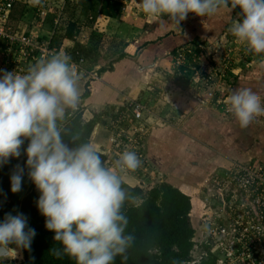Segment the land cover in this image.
Returning a JSON list of instances; mask_svg holds the SVG:
<instances>
[{"label":"clouds","instance_id":"obj_1","mask_svg":"<svg viewBox=\"0 0 264 264\" xmlns=\"http://www.w3.org/2000/svg\"><path fill=\"white\" fill-rule=\"evenodd\" d=\"M139 5L147 16L167 17L176 26L189 14L207 17L221 8H238L232 35L247 52L264 54V0H139ZM69 59L38 60L23 74L0 69V168L26 157L12 168L10 192H21L25 176L34 185L36 208L58 245L50 254L74 264H114L133 240L124 234L126 194L121 176L104 166L94 145L70 147L63 141L57 122L79 99ZM227 104L241 127L264 115V95L250 87L233 90ZM140 163L134 151H125L116 166L135 170ZM35 236L28 218L15 208L0 220V252L12 259L31 251Z\"/></svg>","mask_w":264,"mask_h":264},{"label":"crops","instance_id":"obj_2","mask_svg":"<svg viewBox=\"0 0 264 264\" xmlns=\"http://www.w3.org/2000/svg\"><path fill=\"white\" fill-rule=\"evenodd\" d=\"M113 1L120 5L109 15L100 14L95 28L128 43V55L104 71L100 69L108 67L111 58L96 61L91 69L99 72L98 79H75L84 119L99 118L91 144L105 153L116 149L111 144L113 121L122 118L120 125H129L128 100L142 99L148 107L145 120L149 126L144 152L160 180L166 177L191 195L194 209L195 202L201 204L206 197L211 174L226 171L236 162L264 164V115L241 127L230 111L198 87L191 65L214 73L216 79L236 77L233 85L227 80L218 82L217 96L245 86L264 95V54L243 52V60H234L231 67L226 64L228 46L234 43L230 29L238 19L230 8L207 17L191 15L176 26L167 17L144 14L139 0L131 7L126 6L128 0ZM74 17L85 30L79 39L85 40L89 31L85 14L79 9ZM76 43L64 39L62 49L70 55ZM186 46L195 51L185 74L174 71L171 54ZM86 89L89 96L83 99ZM125 180L131 185L137 182L131 176Z\"/></svg>","mask_w":264,"mask_h":264},{"label":"trees","instance_id":"obj_3","mask_svg":"<svg viewBox=\"0 0 264 264\" xmlns=\"http://www.w3.org/2000/svg\"><path fill=\"white\" fill-rule=\"evenodd\" d=\"M47 1H41V4L46 3L39 6L29 4L26 0H14L6 20V28L15 35L30 37L36 41L33 30L37 25L34 22L39 23L42 25L40 30L44 31L40 34L42 40H46L43 42H48L50 47L56 50L63 48L64 39H74L77 43L71 50V54L68 55V51L66 56L73 62L82 63L85 69H91L101 58H111V61L108 67H102L100 70L104 71L109 67L112 69L114 62L128 55L125 50L128 43L99 32L95 28L98 16L109 15L110 10L116 9L119 3L113 0H65L60 6L55 3L54 7ZM79 9L85 14V27L89 28V31L86 30L85 33V40L79 39L85 30L80 29L78 20L74 17ZM233 11L237 15L239 9H233ZM191 15L194 14H189ZM2 49L3 44H0V53ZM199 53L201 50L198 51ZM33 64L34 62L31 61V65ZM223 78L232 85L236 79L230 76ZM217 93L218 89L212 101H216L220 96H217ZM228 95L229 93L226 96ZM88 96L89 90L86 89L82 98ZM98 120V116L85 120L84 107L78 105L74 109L66 108L63 118L57 123L63 141L70 147H76L82 143L91 144ZM26 145L27 142L24 147ZM98 152L104 166L108 167L106 153L99 150ZM25 159L26 157L22 155L19 161L12 160L7 166L0 168V193L7 195L6 200L3 195H0V220L6 212L15 208L28 218L29 226L36 231L31 251L23 252L24 259L19 264H74V261L67 256L57 258L50 254V249L58 245L53 240L54 233L44 227V217L39 214L35 203L39 193L27 176L22 181L20 193L10 192L9 177L12 168L17 163L23 164ZM128 171L125 175L117 174L122 178L121 186L126 194L121 207V214L128 221L124 234L131 235L133 240L126 251L115 258L114 264H192L198 249L195 242L197 229L191 221L193 211L191 195L172 184L166 177L153 182L149 187L141 186L138 179L150 181V177L144 175L141 166ZM129 176L136 178L137 182L134 185L125 180ZM202 248L208 255L196 259L197 261L193 264H217L218 258L211 252L210 247L205 244ZM0 264L16 263L3 261Z\"/></svg>","mask_w":264,"mask_h":264},{"label":"built area","instance_id":"obj_4","mask_svg":"<svg viewBox=\"0 0 264 264\" xmlns=\"http://www.w3.org/2000/svg\"><path fill=\"white\" fill-rule=\"evenodd\" d=\"M13 1L0 0V44H3L0 69L23 74L31 65V61L36 63L54 55H66L63 49H52L48 42L36 43L34 39L15 35L6 28V20ZM26 1L38 5L36 0ZM61 1L65 2V0ZM244 47L245 45L237 42L235 38L225 54L226 64L230 65L236 59L243 60V52L249 53ZM192 54L194 55L192 46L178 50L174 56V71L184 70L182 72L186 74L189 70V57ZM199 57L197 55V58ZM183 66L188 68L185 70ZM191 66L198 87L206 90L207 98L212 101L216 97L218 82L223 81L224 78L220 76L216 79L214 73H204L201 69ZM69 68L73 77H82L86 72L82 63L71 60H69ZM227 98L226 95H220L216 99V104L223 105V108L229 111ZM128 111L129 125H120L122 118H117L112 123L116 128L111 136V144L116 149L106 151V164L109 168H115L117 173L125 175L129 171L118 168L116 161L121 153L134 151L141 161V169L154 180L156 172L151 169L150 160L142 148L143 139L149 128L145 120L148 107L140 98L130 99L127 105ZM138 183L147 187L146 181L138 179ZM205 193L206 197L202 203L206 210L201 216V224L209 237L213 238L204 242L217 256V264H234L232 259L236 260V264H264V164L236 162L226 171L215 172L208 180ZM214 242L216 245L212 248ZM196 247L199 255L195 256L194 262L208 255L199 245L196 244ZM217 248H220L222 255L217 254Z\"/></svg>","mask_w":264,"mask_h":264},{"label":"rangeland","instance_id":"obj_5","mask_svg":"<svg viewBox=\"0 0 264 264\" xmlns=\"http://www.w3.org/2000/svg\"><path fill=\"white\" fill-rule=\"evenodd\" d=\"M129 1V3H127L126 4V6L127 7H131V6H133V5H135V2H136V0H128ZM36 2H37V4L40 6V5H43V4H45L46 2H44L43 4H41V1L40 0H36ZM61 0H48L47 1V3L48 4H50L51 6H54L55 7V3L56 4H58V6H60L61 5ZM33 5H36L35 4V2H33ZM34 24L35 25H37V27H34L35 29L33 30L34 31V35H35V37H36V41H35V39H34V41L36 42V43H43V41H46V40H42L43 38H42V36L40 35V34H42L44 31L43 30H40V29H42V25H40L39 23H36V22H34ZM34 25V26H35ZM42 32V33H41ZM41 37V38H40ZM42 40V41H41ZM234 40H235V37H234ZM233 40V41H234ZM228 43V42H227ZM230 46V45H229ZM228 46V47H229ZM182 49V48H181ZM172 56H175V53H172L171 54ZM90 74H93V76H97V77H91V75ZM100 77V75H99V72L97 71V70H92V69H86V72H84V75L80 78L81 80H85L86 78L87 79H98ZM77 78H79V77H74V79H77ZM226 94H227V92H226ZM78 105H81V104H79V102L77 103V106ZM76 106V107H77ZM259 117V116H258ZM142 148H143V150H144V147H143V145H142ZM151 161V160H150ZM150 167H151V169H153V170H155V178H154V180L152 179V178H150V181H152V183L150 182V181H146L147 182V187H149L150 185H152L153 184V182H158V181H160V178H159V175H158V172L156 171V169L154 168V166H152V165H150ZM128 176V175H127ZM145 176L147 177V174H145ZM211 176H212V174H211ZM206 210V208H205V205H204V203H201V204H198V203H196L195 202V206H194V209H193V211H192V213H191V221H192V224H193V226L197 229V233H196V236H195V242H196V244L197 245H199V247H205V242L204 241H210V240H212V238L213 237H209V234H207L206 233V231L202 228V224H201V216L203 215V212ZM213 242V241H212ZM215 242L212 244V248L213 247H215ZM217 254H219V255H222L221 253H220V248H217ZM235 251H236V249H235ZM199 255V253L198 252H196L195 253V256L197 257ZM220 258H222V257H220ZM24 259V254H22V258H16V259H12L11 258V260L10 259H8V260H5L4 262H6V261H14L16 264H19L22 260ZM222 259H220V261H221ZM223 261V260H222ZM3 262V261H2ZM232 262L234 263V264H236L237 262H236V260H233L232 259Z\"/></svg>","mask_w":264,"mask_h":264},{"label":"water","instance_id":"obj_6","mask_svg":"<svg viewBox=\"0 0 264 264\" xmlns=\"http://www.w3.org/2000/svg\"><path fill=\"white\" fill-rule=\"evenodd\" d=\"M97 128H98V126L95 127L93 134L96 133ZM8 259L11 260V256L5 255L3 252H0V263L2 261L8 260Z\"/></svg>","mask_w":264,"mask_h":264}]
</instances>
